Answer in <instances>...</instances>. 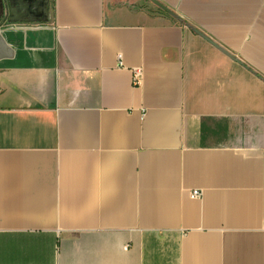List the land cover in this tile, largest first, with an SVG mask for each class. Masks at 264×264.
<instances>
[{"label":"crops","instance_id":"crops-1","mask_svg":"<svg viewBox=\"0 0 264 264\" xmlns=\"http://www.w3.org/2000/svg\"><path fill=\"white\" fill-rule=\"evenodd\" d=\"M156 1L1 0L0 264H264V0Z\"/></svg>","mask_w":264,"mask_h":264},{"label":"rangeland","instance_id":"rangeland-1","mask_svg":"<svg viewBox=\"0 0 264 264\" xmlns=\"http://www.w3.org/2000/svg\"><path fill=\"white\" fill-rule=\"evenodd\" d=\"M4 2L10 15L15 18L20 20L33 18L37 21L44 17L51 4V0H4Z\"/></svg>","mask_w":264,"mask_h":264},{"label":"built area","instance_id":"built-area-1","mask_svg":"<svg viewBox=\"0 0 264 264\" xmlns=\"http://www.w3.org/2000/svg\"><path fill=\"white\" fill-rule=\"evenodd\" d=\"M118 60H119V58H118ZM121 65V63L120 62H118V66H120ZM140 70L139 69H133L132 70V84L133 85H137V83H138V77L140 76ZM200 191L199 190H193V191H191L190 192V197L191 198H198L199 196H200Z\"/></svg>","mask_w":264,"mask_h":264},{"label":"water","instance_id":"water-1","mask_svg":"<svg viewBox=\"0 0 264 264\" xmlns=\"http://www.w3.org/2000/svg\"><path fill=\"white\" fill-rule=\"evenodd\" d=\"M152 4H154L155 6L159 7L160 9H162L163 11H165L166 13L171 14V12L165 7L163 6L162 4H160L158 1L156 0H149ZM1 2V0H0ZM2 14V9H1V6H0V15Z\"/></svg>","mask_w":264,"mask_h":264}]
</instances>
